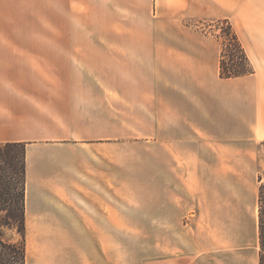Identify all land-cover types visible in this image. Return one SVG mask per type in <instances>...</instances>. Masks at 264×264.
Listing matches in <instances>:
<instances>
[{
  "label": "crops",
  "instance_id": "obj_1",
  "mask_svg": "<svg viewBox=\"0 0 264 264\" xmlns=\"http://www.w3.org/2000/svg\"><path fill=\"white\" fill-rule=\"evenodd\" d=\"M207 19L230 21L253 72L220 76ZM259 140L264 0H0V142L25 143V225L72 227L75 264H108L109 226L179 224L180 195H205L197 224L221 194L234 206L215 178ZM257 186V247L194 238L142 264H258Z\"/></svg>",
  "mask_w": 264,
  "mask_h": 264
},
{
  "label": "rangeland",
  "instance_id": "obj_2",
  "mask_svg": "<svg viewBox=\"0 0 264 264\" xmlns=\"http://www.w3.org/2000/svg\"><path fill=\"white\" fill-rule=\"evenodd\" d=\"M226 20L230 23L228 19ZM220 21L222 19H207L203 22V27L217 38L221 48H225L227 39L222 30L223 24ZM263 141L259 140L249 146L244 143H236L234 147L236 148V150L234 149L236 155L230 154L232 158L236 159L233 164H230L231 168L237 171L236 176L215 178L214 182L217 181L220 187H228L231 192L230 196L235 197L234 206L231 207V204L227 203L226 194H221L218 207L221 206L219 208L223 209H213L212 215H207L209 211L204 208V205L202 210L205 213L203 212L201 216L204 219L197 224L196 198L199 197L201 200L205 195L203 193L199 195L183 194L180 196L188 202L184 203L189 208L177 220L179 224L170 226L146 224L109 226L108 264H142L149 258L163 255L165 252L178 251L179 248H184V244H188L189 240L192 241L191 239L194 238L199 240V247L203 250H207L209 245L207 239H219V242H212L209 247L218 246L220 252L228 250L229 246L243 245L247 242H250L251 246L257 247L256 239L252 240L255 234L253 211L255 190L258 185L257 173L264 174ZM232 147L216 146L218 157L227 156L226 151L233 150ZM146 150V147L142 145H137L132 149L137 154H146ZM111 152L114 153L115 149ZM239 157L240 160H237ZM219 162L220 166L223 165L222 161ZM199 180L201 185L208 184V179L204 176ZM137 198L140 199V205L134 204V207H140V213L147 217L149 210L148 195L139 194ZM213 216L215 220H213ZM72 232V227L67 226L25 225L26 264H75V256L72 253L77 249V244L72 240ZM6 235L13 240L21 239L14 229L7 230ZM86 244L89 245L90 243Z\"/></svg>",
  "mask_w": 264,
  "mask_h": 264
},
{
  "label": "trees",
  "instance_id": "obj_3",
  "mask_svg": "<svg viewBox=\"0 0 264 264\" xmlns=\"http://www.w3.org/2000/svg\"><path fill=\"white\" fill-rule=\"evenodd\" d=\"M220 23L227 39L226 47L220 52V76L235 77L253 72L232 25L226 19ZM262 149L264 151V141ZM257 179L258 264H264V174L259 173ZM25 184V143L0 142V264H26ZM9 229H14L21 239L8 238Z\"/></svg>",
  "mask_w": 264,
  "mask_h": 264
},
{
  "label": "bare ground",
  "instance_id": "obj_4",
  "mask_svg": "<svg viewBox=\"0 0 264 264\" xmlns=\"http://www.w3.org/2000/svg\"><path fill=\"white\" fill-rule=\"evenodd\" d=\"M256 212H257V210H256ZM28 252V251H27Z\"/></svg>",
  "mask_w": 264,
  "mask_h": 264
}]
</instances>
